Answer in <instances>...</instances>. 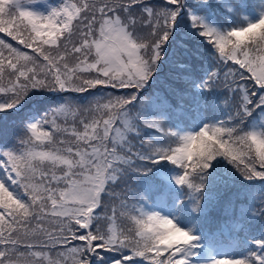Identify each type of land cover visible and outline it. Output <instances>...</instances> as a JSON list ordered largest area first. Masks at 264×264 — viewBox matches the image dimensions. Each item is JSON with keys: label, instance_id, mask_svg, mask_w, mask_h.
<instances>
[{"label": "snow or ice", "instance_id": "obj_1", "mask_svg": "<svg viewBox=\"0 0 264 264\" xmlns=\"http://www.w3.org/2000/svg\"><path fill=\"white\" fill-rule=\"evenodd\" d=\"M14 2L0 0V111L37 93L64 95L15 143H0V264H194L199 237L146 210L124 181L150 171L143 162L167 160L198 210L216 157L264 179V6L221 29L185 12L184 0H63L47 14ZM174 32L185 51L169 58L173 83L140 95ZM219 105L225 118L196 131L166 123L189 106ZM254 243L259 251L210 264H264V240Z\"/></svg>", "mask_w": 264, "mask_h": 264}, {"label": "trees", "instance_id": "obj_2", "mask_svg": "<svg viewBox=\"0 0 264 264\" xmlns=\"http://www.w3.org/2000/svg\"><path fill=\"white\" fill-rule=\"evenodd\" d=\"M23 0H15L13 7ZM185 12L191 9L197 14H209L212 21L221 29H228L240 24H246L244 15L248 19L255 20L252 10L259 11L264 6V0H243V4H237V0H184ZM185 27H188L187 18ZM0 37L6 34L0 33ZM180 32H174L163 46V54L158 63L153 78L150 79L140 91V95H151L154 90H165V85L173 83L170 56L183 53L180 46L182 40ZM9 40L11 38H8ZM191 46H198L199 51L206 57L209 46L202 37L193 36L187 41ZM15 43V41H13ZM198 89L193 90L197 95ZM215 95H219L214 90ZM64 93L57 95L37 93L30 96L23 106L0 111V143L5 146L16 142V136L23 134L22 125L29 118H37L40 112L52 104L56 99L62 98ZM83 96L84 94H73ZM174 106L179 101L173 97ZM194 103V102H192ZM36 105L39 111L33 109ZM185 115L170 113L166 123L173 127L176 123H182L188 130L196 131L204 123L222 120L226 111L222 105L216 108L192 107L185 109ZM166 143L165 141H162ZM149 168L147 173H129L124 183H131L135 188L133 199L145 206L146 202H154L160 194L170 205V213L174 215L180 227L190 229L199 237L200 241L215 247L219 256H246L260 248L254 243L256 240H264V179H246L224 157H216L211 167L207 169L205 187L198 194L200 203L198 210L193 208L195 202L192 190L187 185H179L176 182L169 184L165 181L163 172L170 171L172 165L167 160L158 163L143 162ZM177 174L182 169L176 166ZM194 179L198 177L194 176ZM155 200V201H154ZM145 203V204H144ZM133 264H147L142 258H135Z\"/></svg>", "mask_w": 264, "mask_h": 264}, {"label": "rangeland", "instance_id": "obj_3", "mask_svg": "<svg viewBox=\"0 0 264 264\" xmlns=\"http://www.w3.org/2000/svg\"><path fill=\"white\" fill-rule=\"evenodd\" d=\"M62 2L63 0H32L23 3L21 7H27L36 12L47 14L52 7L59 6ZM178 128L181 131H185L182 126H178ZM152 211H158L171 217L170 214L165 211V206L163 204ZM195 251L198 255L193 258L194 264H210V261L215 258L214 250L204 245H201Z\"/></svg>", "mask_w": 264, "mask_h": 264}]
</instances>
